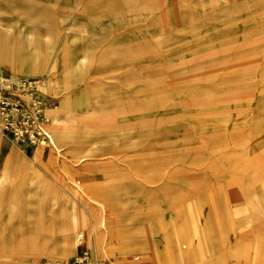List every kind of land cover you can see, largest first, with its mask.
Returning a JSON list of instances; mask_svg holds the SVG:
<instances>
[{
    "label": "rangeland",
    "instance_id": "374dc122",
    "mask_svg": "<svg viewBox=\"0 0 264 264\" xmlns=\"http://www.w3.org/2000/svg\"><path fill=\"white\" fill-rule=\"evenodd\" d=\"M30 1L35 15L0 14V57L39 56L28 76L54 77L41 93L65 114L55 147L0 158V181L17 161L16 184L0 182V264L82 246L109 264H264V0H97L92 18ZM83 207L115 217L105 253L72 220Z\"/></svg>",
    "mask_w": 264,
    "mask_h": 264
},
{
    "label": "built area",
    "instance_id": "2783aa9c",
    "mask_svg": "<svg viewBox=\"0 0 264 264\" xmlns=\"http://www.w3.org/2000/svg\"><path fill=\"white\" fill-rule=\"evenodd\" d=\"M41 78L11 77L0 74V133L15 145L27 151L51 145L48 131L49 115L46 111L55 102L41 93ZM81 240V234H77ZM137 259V256L134 257ZM95 257L88 247L82 246L62 264H109Z\"/></svg>",
    "mask_w": 264,
    "mask_h": 264
},
{
    "label": "bare ground",
    "instance_id": "6f19581e",
    "mask_svg": "<svg viewBox=\"0 0 264 264\" xmlns=\"http://www.w3.org/2000/svg\"><path fill=\"white\" fill-rule=\"evenodd\" d=\"M55 73L57 75V83H59L60 82L59 81V73L58 72H55ZM41 84H42V86H41V92L43 93V91H44L46 93L45 82L41 80ZM52 108H49L46 111V113L48 114V111H50ZM50 112H51V115L49 116L50 117V121L48 123V131H49L50 139H51V145H50V147H55V144H54V136H56L58 134V131H57V129H55L56 128L55 127L54 128L55 129L54 130V134L55 135L52 133V131L50 129L51 117L53 116L52 118H53L54 121H58L60 118H62V116H63L62 114H65V110L62 107L61 108L55 107ZM59 135L61 136V138H63V136H64L61 131H59ZM37 147H40V146H36L35 148L32 149V151L34 149H38ZM14 156H15L14 154H13V156H11L9 154L6 157V162H5V165H4L2 174H1V181L0 182H2V181L3 182L4 181L5 182L6 181H11V182L15 183V180H16V171L12 170V169H14V165L11 164L12 161H16ZM34 156L36 158L37 157L40 158V152H38L37 150H35L34 151ZM29 177H30V180L37 178L35 175L29 176ZM89 209L90 208H88V207H83V211L81 210L82 212L79 211L78 213H76L75 216L72 217V220L75 222L77 228H79L82 224L87 225V228L86 229L88 231V236H89L90 242L98 250L99 253H105L107 250L110 249L107 246V239L109 237L113 236L112 226H113V222L115 220V217H114L113 213H111L110 211L106 210L105 208L102 210V212H98L97 211V213H95L96 212L95 210H94V212L91 213ZM97 214H98V216H97ZM64 217H65V215L62 217L63 218V222H65V218ZM96 217H98L97 218L98 221L97 222H94L95 219H96ZM91 221H93V224H91ZM55 222H57V221H55ZM74 231H72V232L70 231L69 234H67V233L65 234L64 233L63 238H62L63 244L64 245L66 244V246H67L66 250H68L70 252L74 250L72 248V245H73L72 243H75L76 240H77V235H76V233H74ZM113 237H115V236H113ZM118 247L119 246H117V247H115L113 249L117 253L118 252H121L120 254H122V251L123 250L122 249L119 250ZM53 262H54V264H59L58 260H55Z\"/></svg>",
    "mask_w": 264,
    "mask_h": 264
},
{
    "label": "crops",
    "instance_id": "0c3cea01",
    "mask_svg": "<svg viewBox=\"0 0 264 264\" xmlns=\"http://www.w3.org/2000/svg\"><path fill=\"white\" fill-rule=\"evenodd\" d=\"M70 1H74V0H70ZM174 1H177V0H174ZM77 4H85V7H87V11H78L77 13L80 15V16H83V14H88L91 15L93 14L94 12L91 11V7L93 6L94 3L97 2V0H76ZM29 4V14H36L37 13V7H36V3L35 1H30L28 0H0V14H1V17L3 19H9V20H14V19H18V16L20 14V9L22 6H26V4ZM31 6L33 8H31ZM48 12L49 14H64L63 11H51V10H48V11H45L44 10V13ZM90 18H92L91 16H89ZM71 18V16L69 15V13L66 14V16H64V19L65 20H69ZM100 18V17H99ZM106 18H108L106 16ZM39 56H34V58L29 61V62H13V61H7V60H3L5 59V56L3 58V56L0 57V74H3V75H8V76H11V77H17V76H13V75H22L21 77H33V76H28V75H35V73L41 68V67H44L45 65H43V63L39 62L38 60ZM3 64H6L8 65L9 67V71L13 74V75H10V73L8 72V70H6V68L4 67ZM45 71V69H44ZM42 71V73L44 72ZM40 74V76L38 77H41L43 74ZM45 78V77H44ZM48 77L45 78V86H46V91H50L52 90V88L55 86L56 89H57V84L54 83L55 82V79L54 77H50V79H47ZM51 81V83H50ZM10 142V144H9ZM13 145H15L10 139H8L7 137H5L3 134L0 135V158L2 157V160L5 156V154L8 152V150L11 148V147H14ZM16 146V145H15ZM3 147H5L4 149H6L3 152H1V150L3 149ZM18 147V146H16ZM15 148V147H14ZM20 148V147H19ZM31 149L33 148H30L29 150L27 151H30ZM20 150L22 152H24V150H22V148H20ZM32 151V150H31ZM2 163V161H1ZM14 236V234H13ZM16 236V234H15ZM39 239L35 238V240L33 241V244L37 245V241ZM32 243H30V245H33ZM13 248V247H11ZM17 248V245L16 247ZM67 248L66 244H65V249ZM122 246H119L118 249L121 250ZM125 252L122 251V254H124ZM95 256V255H94ZM96 257V256H95ZM111 259V258H110ZM109 259V261H110ZM122 264H125V263H122Z\"/></svg>",
    "mask_w": 264,
    "mask_h": 264
}]
</instances>
